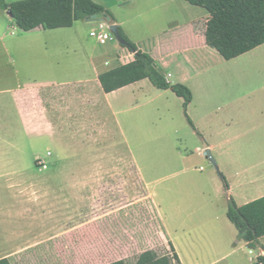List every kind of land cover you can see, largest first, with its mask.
<instances>
[{
    "label": "crops",
    "instance_id": "crops-1",
    "mask_svg": "<svg viewBox=\"0 0 264 264\" xmlns=\"http://www.w3.org/2000/svg\"><path fill=\"white\" fill-rule=\"evenodd\" d=\"M94 1L114 13L117 24L138 50L150 54L171 83H177L172 80V67L184 74V69L205 64L204 52L210 47L205 36L206 9L202 15L196 5L185 0ZM122 9L126 10L120 15ZM147 15L155 18L151 26L142 23ZM10 18L0 14V259L7 258L11 264L128 260L122 255L157 251L156 242L164 237L172 244L166 253H173L174 247L186 264L183 249L173 235L182 230L189 236L190 261L201 260L204 255H208L204 264H253L257 260L259 249L237 241V229L227 216L228 203L220 208L211 196L195 218L189 214L174 228L175 233H167L163 225L154 235L142 234L147 220L139 217L130 223L134 206L151 200V209L162 213L161 206L150 191L132 194L131 184L144 181L145 176L131 172L129 159L109 157L105 151L120 136L126 144L120 116L134 102H140L151 81L142 79L106 93L99 74L134 60L135 52L117 39L104 44L84 42L78 30L80 23L94 20L96 15L76 21L72 27L31 31L13 26ZM138 31L149 42L150 51L138 43ZM173 36L183 38L184 45L164 51ZM262 47L234 59H264ZM251 66L264 68V61ZM179 80L188 84L186 77ZM261 87L253 91L258 93ZM194 102L195 96L188 112ZM200 132L204 147L198 148L199 153L209 149L228 181L229 190L225 188L223 194L231 195L239 206L263 197L264 96H203ZM71 141L80 142L78 153H71ZM29 143L34 146L33 154L23 162L21 157ZM45 151V157L41 156L44 167L38 168L36 161L30 167V159ZM28 168L34 172H27ZM147 184L151 186L150 181ZM194 231L201 237H193ZM133 233L137 237L132 239ZM261 242L264 244V236ZM198 244L205 249L198 251Z\"/></svg>",
    "mask_w": 264,
    "mask_h": 264
},
{
    "label": "rangeland",
    "instance_id": "rangeland-1",
    "mask_svg": "<svg viewBox=\"0 0 264 264\" xmlns=\"http://www.w3.org/2000/svg\"><path fill=\"white\" fill-rule=\"evenodd\" d=\"M17 1L22 0H7L9 4ZM103 1L108 4L114 0ZM194 8L201 10L203 12L202 15L206 14L205 9L197 6H194ZM125 10L122 9L118 13L122 15ZM0 14L3 16L8 14V11L1 8ZM111 23V19L107 20L102 14H98L94 20L80 23L79 34L84 42H95L97 39L91 36V29L95 26L96 28H101L103 25L108 27ZM142 23L151 26L155 23V18L147 15L143 17ZM142 23L139 24L142 25ZM140 35L141 32L138 31L136 35L137 39H139L138 43L141 47L150 51L148 49L149 42L146 38L140 37ZM66 36H68L67 33ZM113 38L116 39L114 36ZM168 39L171 45L166 44L164 51L185 43V40L178 36L169 37ZM208 48V51L204 52L205 64L203 66H198L195 69H184V74H182L183 70L176 66L171 68L174 74L172 80L178 83L181 77H186L188 80L186 85L194 92L195 102L189 113L200 131L202 128L203 96H264V68L256 69L257 66H251V63L255 61H264L263 57L252 61L249 56L226 60L217 50L211 47ZM262 48L261 50H264V47ZM66 68L68 69V57ZM257 86H262V91L254 92L253 89ZM140 98L139 103L134 104V102L128 112L120 116L125 127L126 144L121 141L120 136L105 151V154L109 157H119V159L124 161L129 159L131 172L135 174L140 172L146 178L144 181L133 182L130 188L131 193L142 195L150 191L155 194L154 199L161 206L162 213L159 209L157 211L153 208L151 209V200L148 201L150 205L146 202L134 206L131 209L130 223L136 222L139 217L140 220L142 218L147 220L148 224H143L144 227L141 229L142 234L154 235L158 228L163 225L167 229V233H175L174 228L181 225L179 223L184 222L189 214H192L195 218L197 213L204 209L209 196L215 202H219L220 208H222L223 203L225 207L227 206L228 197L223 194L225 191L224 181L220 178L217 162H213L207 153L209 149L202 150V153H199L198 148L204 147L202 137L196 133L185 116L184 99L178 97L170 90L163 91L158 89L152 83L144 88ZM124 103L127 104V99H124ZM99 111H101V107ZM72 126L76 128V125ZM113 135H115L114 132L112 133ZM70 145L74 147L71 151L72 154L78 153L81 149L79 141H71ZM26 146V154L21 157L23 162L24 160L27 161L28 156L32 155L34 150V146L31 143L26 144ZM100 146L103 145L101 144ZM98 150L97 152L100 156L101 153ZM46 153L47 151L42 155L36 156V159H30L32 160L30 167H33L32 165L35 166V161L38 168L44 167L42 157L44 158ZM86 153L89 154L88 151ZM201 167L204 169L201 170ZM31 169L34 168H28V171L27 169L25 171L34 172ZM149 181L151 186L147 184ZM193 221L194 219L189 222ZM137 229L139 230L140 228ZM178 231L179 234L177 236L176 234L173 235L177 237L176 241L183 249V255L186 259L185 263H206L207 260L205 259L208 255H204L205 251L202 252L204 257H200L202 258L201 260L190 261L188 259V255L189 257L191 255L190 241L188 239L187 244L186 238L189 236L182 230ZM203 232V229L199 231L200 234H203ZM192 236L201 237L198 232L196 235V231L193 232ZM133 237H137V234L130 236L132 239ZM170 244L171 241L166 242L164 237H162L160 241L156 242L157 252L163 255L171 251L172 245L170 246ZM197 247L198 251L205 249V246L201 244H198ZM202 253L200 252L199 255L202 256ZM139 254L132 252L125 253L122 256L128 257V263L133 264ZM104 263L108 264L110 262H96V264Z\"/></svg>",
    "mask_w": 264,
    "mask_h": 264
},
{
    "label": "trees",
    "instance_id": "trees-1",
    "mask_svg": "<svg viewBox=\"0 0 264 264\" xmlns=\"http://www.w3.org/2000/svg\"><path fill=\"white\" fill-rule=\"evenodd\" d=\"M185 1L203 7L209 12L206 43L225 59L237 58L264 44V0ZM0 7L11 11L12 25L23 31L72 27L76 21L86 20L98 14H107L112 23H117L114 13L94 0H22L11 4L7 0H0ZM118 29L125 40V44L121 45L135 52V58L100 73L99 80L103 90L110 93L148 78L155 87L170 89L184 99L185 116L196 133L202 137L188 112L194 98L192 89L181 82L171 83L155 59L150 54L138 50V46L121 25ZM220 174L228 191V181L223 173ZM227 216L237 229V241H245L249 248L259 249L260 254L253 264H264V244L261 242V237L264 236V196L239 206L229 195ZM0 264L11 262L3 258L0 259ZM108 264L129 263L122 259ZM133 264H182V262L173 247V253L163 255L156 250H146L137 256Z\"/></svg>",
    "mask_w": 264,
    "mask_h": 264
},
{
    "label": "built area",
    "instance_id": "built-area-1",
    "mask_svg": "<svg viewBox=\"0 0 264 264\" xmlns=\"http://www.w3.org/2000/svg\"><path fill=\"white\" fill-rule=\"evenodd\" d=\"M112 35L114 36L113 32L110 29V25L108 27L103 26L99 29H93L91 31V36L95 37L97 41L102 44L106 43L111 39H114Z\"/></svg>",
    "mask_w": 264,
    "mask_h": 264
},
{
    "label": "water",
    "instance_id": "water-1",
    "mask_svg": "<svg viewBox=\"0 0 264 264\" xmlns=\"http://www.w3.org/2000/svg\"><path fill=\"white\" fill-rule=\"evenodd\" d=\"M8 15H9L10 17H12V13H11V11H8ZM102 15L105 17V19H107V20L110 19L109 16H108L107 14H102ZM118 26H119V25H118L117 23H111V24H110V29H111V31L113 32L115 38H116L120 43L125 44V40L122 38V36H121L120 33H119ZM207 153H208V155L212 158L213 162L216 163V160H215V158L213 157L212 152H211L210 150H207Z\"/></svg>",
    "mask_w": 264,
    "mask_h": 264
}]
</instances>
